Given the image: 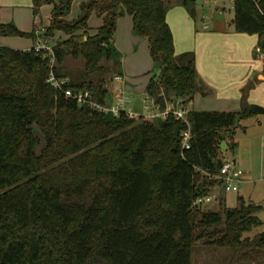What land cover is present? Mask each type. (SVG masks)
<instances>
[{
    "label": "trees",
    "instance_id": "obj_1",
    "mask_svg": "<svg viewBox=\"0 0 264 264\" xmlns=\"http://www.w3.org/2000/svg\"><path fill=\"white\" fill-rule=\"evenodd\" d=\"M166 1L88 0L72 20L74 0H33L32 8L37 15L53 4L46 34L69 36L54 46L58 76L67 77V55L85 59L83 73L67 77L74 91L89 90L106 104L111 67L102 61L116 57L109 43L127 12L162 69L146 93L163 107L171 95L190 105L196 93L209 90L196 53H176ZM233 7L235 31L258 34L254 56H264V0H234ZM92 13L103 18L95 33L89 32ZM0 35L37 40L34 30L1 17ZM49 70L34 46L0 45V264H192L199 240L243 253L229 264H264V233L244 236L262 224L261 204L239 194L234 207L192 208L221 184L206 173L219 172L222 142L233 148L240 122L264 114V105L248 101L252 84L243 89L239 111L191 109L187 149L181 136L187 125L172 114L131 117L80 105L47 82ZM37 131L46 143L40 154ZM220 199L225 202L224 192Z\"/></svg>",
    "mask_w": 264,
    "mask_h": 264
},
{
    "label": "rangeland",
    "instance_id": "obj_2",
    "mask_svg": "<svg viewBox=\"0 0 264 264\" xmlns=\"http://www.w3.org/2000/svg\"><path fill=\"white\" fill-rule=\"evenodd\" d=\"M82 1L88 0L74 1L67 19L72 20L79 16ZM0 6L3 22L13 23L19 29L27 32L33 31L35 24H37L39 34L36 32V28L34 31L40 43L55 46L69 37L59 30L49 33V35L46 34L50 24V12L53 8L50 3L42 5L40 15H37L36 18L32 8L33 0H0ZM166 6L168 10L167 19H169L167 22L173 33L175 46L176 43L179 45L190 43L192 47L190 51L196 54L197 52L201 53V59L204 61L207 60L210 53L207 45L212 40V30L219 28L220 25H226L231 30H235L233 0H167ZM193 12H195V16ZM92 15L94 14L92 13ZM92 15L90 16V24L92 27H96L97 17L93 19ZM203 17H206V19H203ZM245 36L252 40H258L259 38L258 34H247ZM34 43L35 40L31 37L0 35V45L17 49H29ZM109 45L111 47L115 46L117 52L115 58L102 61L105 66L111 67L105 75L109 93L112 88L115 89L114 80L122 75L120 70L123 71L125 77L122 76L115 81L118 88L122 87L125 78L131 84H137L142 88L145 87L147 78L151 74V78L159 79L162 70L160 63L152 59L146 43L138 41L135 37L130 36L128 32L125 33L122 30V25L116 27L114 46L112 41ZM85 66L86 61L83 57H74L69 54L65 57L62 72L67 74L70 80H74L83 73ZM98 78L96 77L95 80ZM260 83L264 84V79L260 80ZM253 97L257 101L253 102L249 98L250 103L264 105V90L261 94L258 93ZM107 98H109V95H107ZM196 98L197 101L199 96ZM197 105L196 107L202 108V106ZM36 133L38 136L36 152L40 154L46 143L43 134L40 131ZM226 135L229 137L228 132ZM227 141L232 143V139L228 138ZM234 142L235 146L233 148L227 151L226 147L222 150L225 157L237 158L239 167L247 174V180L245 179V182L240 185L239 194L243 195L247 202L252 201L263 206L259 214L262 224L244 234V236L252 238L257 234L264 233V114L243 119L234 134ZM209 177L215 179L214 175H209ZM222 192H224L225 202H221L220 199ZM238 192H226L220 186L214 185L209 193L215 194L217 198L208 204L202 205L201 208L202 210L220 211L223 210L224 205L227 207L237 206ZM241 255H243L242 252L238 253L229 248L205 244L203 240H199L193 247L192 264H229Z\"/></svg>",
    "mask_w": 264,
    "mask_h": 264
},
{
    "label": "crops",
    "instance_id": "obj_3",
    "mask_svg": "<svg viewBox=\"0 0 264 264\" xmlns=\"http://www.w3.org/2000/svg\"><path fill=\"white\" fill-rule=\"evenodd\" d=\"M51 5L53 6V4ZM93 14V19L97 17L98 22L95 20V22H97V25L96 27H92L90 24V18V33H95L97 28L103 23L102 17H100L96 13ZM37 15H40V13ZM37 15L35 16V18L37 17ZM49 19L51 22V12ZM167 21H169V19H167ZM119 25H122V30H124L125 33L128 32L130 36L135 37L138 41H144L149 49V42L147 38L141 37L134 31L132 15L125 12L123 15L119 16L117 19L116 27H119ZM218 27L219 28L212 30V40L209 41L207 45V48L210 51L207 60L204 61L201 59V53L197 52L196 54V65L198 72L203 82L207 85V90L209 91L206 94L202 92L196 93L194 95L193 102L190 104V108L194 110L207 111H239L242 108V95L244 87H246L248 84H252V88L248 93V101L253 100V102L257 101L253 96H256L258 93L261 94L264 90V84L260 83V80L264 79V56H254V49L256 48L258 40L247 38V36L245 35H247L248 33L236 32L235 30H231L230 28H228L226 25H220ZM35 28L37 34H39V27L37 26V24H35L33 30ZM37 42L38 39L31 47H33ZM112 42L114 46V38ZM187 44L179 45L178 43H176V53L180 54L182 52L190 51V49L192 48L191 44ZM121 73L122 75L120 76V78L124 76L123 71L120 70V74ZM151 75L147 78V83L145 84L144 88L139 87L134 83L131 84L126 78V80L124 79L122 87L118 88L115 85V81L119 80L120 78L117 77L114 80L115 89L112 88V91L108 93L109 98L106 99V105H113L115 103H118V98L121 95L119 93V90L123 88L127 95L126 97L128 98L127 105L134 112L142 113L143 111H145L144 98L147 95L146 87L149 80L151 79ZM197 96H199V99L196 101ZM249 98L251 99L249 100ZM196 105H200L202 106V108L196 107ZM232 160L238 165L237 158H234ZM239 193L240 189L238 194Z\"/></svg>",
    "mask_w": 264,
    "mask_h": 264
},
{
    "label": "built area",
    "instance_id": "obj_4",
    "mask_svg": "<svg viewBox=\"0 0 264 264\" xmlns=\"http://www.w3.org/2000/svg\"><path fill=\"white\" fill-rule=\"evenodd\" d=\"M203 19H206V17H203ZM206 26H208V24H206ZM34 47L36 51L42 53L43 57L48 58L50 70L47 77V82L51 84V86L56 91L62 93L66 98H72L80 105H89L92 108L104 112H112L114 115H119L121 111H125L131 117L144 116L146 118L165 119L167 116L172 114L177 120H181L187 125L186 129H184L181 133L183 139L182 147L187 149L191 147L190 140L192 138V128L188 117L191 108L190 105H185L183 103V98L171 95L163 107L156 101L155 97L147 94L144 98L145 111L142 113H136L127 105L128 98L126 97L127 95L125 90L122 88L119 90L121 95L118 98V103L113 105L100 104L91 97L89 90L74 91L68 86L69 79L67 77H61L57 75V59L54 46L48 45L47 43H40V41H38ZM206 174L212 175L209 173ZM213 175L215 179L221 181V184L216 186H220L226 192L239 191L240 185L245 182L247 177V174L243 171V169L228 157L224 158L219 172ZM216 198L217 197L215 194L210 193L198 196L194 200L192 208H201L202 205L208 204L214 201Z\"/></svg>",
    "mask_w": 264,
    "mask_h": 264
},
{
    "label": "water",
    "instance_id": "obj_5",
    "mask_svg": "<svg viewBox=\"0 0 264 264\" xmlns=\"http://www.w3.org/2000/svg\"><path fill=\"white\" fill-rule=\"evenodd\" d=\"M227 147V142L226 141H223L222 142V148L225 149Z\"/></svg>",
    "mask_w": 264,
    "mask_h": 264
}]
</instances>
